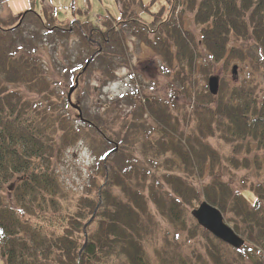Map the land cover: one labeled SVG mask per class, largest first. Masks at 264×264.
Listing matches in <instances>:
<instances>
[{
	"label": "trees",
	"instance_id": "16d2710c",
	"mask_svg": "<svg viewBox=\"0 0 264 264\" xmlns=\"http://www.w3.org/2000/svg\"><path fill=\"white\" fill-rule=\"evenodd\" d=\"M167 2L171 7L167 21L158 22V14L145 23L136 19L139 10H147L143 0H115L118 28L91 24L88 31L103 43L98 45L96 59L107 60L108 48L126 55L123 43L130 35L148 47L158 42L159 48L153 49L164 56L170 68L173 43L182 71L193 73L198 68L195 48L200 45L213 63L226 58L245 63L246 56L253 57L244 46L230 50L236 38L253 41L264 74V0ZM44 13L41 17L28 11L24 20L36 19L60 38L70 33L47 27L51 14ZM187 14L193 15L202 30L199 43L183 26ZM78 24L79 34L87 35L82 28L90 23ZM3 25L0 21V264H264L262 80L224 86L217 97L207 93L210 102L199 101L183 119L174 115L170 103L155 99L139 102L136 111L139 116H150L155 129L144 134H132L131 129L136 141L116 154L119 158L124 153L120 166L98 156V173L105 180L96 184L99 199L88 197L75 206L57 173L58 161L81 136L76 122L62 111L70 109L69 102L53 94L54 84L33 52L9 48L11 34L18 28L5 29ZM151 36L156 38L149 39ZM101 48L104 50L99 53ZM106 74L112 78L115 72L108 68ZM18 86L38 94L40 100L31 102L11 88ZM84 123L111 143L97 122L88 119ZM214 137L228 148L227 167L245 173L243 183H249V189L236 191L231 180H224L223 154L208 142ZM137 144L143 147L145 160L139 159L134 149ZM161 169V176L154 174L153 170ZM9 184L13 193L6 199L2 189ZM246 191L255 195L254 205L244 196ZM203 202L222 212L226 223L245 241L242 250L220 242L198 225L191 212ZM151 205L171 225L173 237L162 234ZM193 240H201V249L188 245Z\"/></svg>",
	"mask_w": 264,
	"mask_h": 264
},
{
	"label": "rangeland",
	"instance_id": "374dc122",
	"mask_svg": "<svg viewBox=\"0 0 264 264\" xmlns=\"http://www.w3.org/2000/svg\"><path fill=\"white\" fill-rule=\"evenodd\" d=\"M143 2L147 10H139L136 19L140 18L145 23H151L154 16L160 14L157 16L158 22L168 20V11L171 7L167 0H143ZM28 11L35 12L41 17H44V11H46L51 14V17L49 15L51 20L46 22L47 27H60L70 33L60 38L59 35L47 31L38 20H24ZM175 16H177L176 20H179V14L176 13ZM102 17L103 19L98 20ZM117 20H119V11L115 0H0V21L4 23L3 27L11 29L18 26V30L11 34L12 43L9 48L18 46L24 49V52H33L34 57L38 59V64L45 71L46 77L54 84L53 94L58 97L67 100L69 91L75 87V81L78 79V85L72 96L73 105L81 109L85 120L97 122L101 131L111 139V143H108L107 137L103 138L95 128L81 122L78 111L71 106L70 109L67 107L62 109L72 118V121L76 122V127L81 133L79 141L65 152L57 164L59 180L73 197L75 206L77 201H80L79 204L85 203V198L88 197L99 199L96 184L100 186L105 180L102 174L98 173L100 169V166L97 167L98 156L105 158L112 153L110 161L114 163V166H120V158L124 156V153L119 158H116L118 156L116 154L122 147H131L136 141L132 134H144L155 129V121L150 116H139L141 113L136 111L139 102L144 100L150 102L155 99L165 104L170 103L174 115L183 119L187 110L193 109L199 101L206 104L210 102L205 97L207 93L210 94L209 81L212 77L219 79L220 88L224 86L233 88L248 83L253 78L262 80L264 84V79L261 77L264 74L260 72L261 64L260 61L257 63L256 59L260 56V52L250 40L238 41L233 38L229 45L230 50L239 46L249 50L253 57L246 56L245 63L240 60H228V58L220 63H213L211 56L200 45L195 48L198 68L193 73L189 70L182 71L175 57L176 50L173 43L171 48L174 58L170 68L164 56L155 50L159 48L158 42H154L155 47L154 45L148 47L140 38L130 35L126 36V41L123 43L126 55L123 56L119 50L108 48L109 60L96 59L98 45L102 42L100 38L89 34L91 24L103 28L106 24L108 27H117ZM78 22L90 23L85 24L86 28H82L86 31L88 40L84 39L85 35L79 34ZM183 26L193 35L196 43L202 40V30L195 23L192 14L186 15ZM155 38L151 36L149 39ZM106 51L107 49L105 53ZM234 67H237L236 75L233 74ZM108 68L115 72L112 78L106 74ZM11 88L18 90L31 102L40 100L38 94L29 93L22 86ZM199 96L201 98L197 99ZM124 127L128 130L125 131ZM131 129L134 133L130 135ZM208 142L223 154L222 159L225 164V158L229 154L227 146L217 137L210 138ZM134 149L139 159L145 160L143 147L137 144ZM126 152L127 150L125 154ZM109 169L111 170V167ZM160 171L162 173L153 170L158 176H161L164 170ZM222 172L224 180H231L236 191L243 192L250 188L249 183L247 185L243 183L245 173L236 172L227 165L223 167ZM195 186L198 191L201 190L198 184ZM10 188L11 184L2 189V196L4 195L6 199L11 198L13 193ZM115 193L118 191L115 190ZM244 196L250 204H255L256 198L251 191L244 192ZM151 211L161 227L162 234L171 233L173 237L175 234L173 228L159 215L155 206L151 205ZM200 242L201 240H193L189 241L188 245L200 248Z\"/></svg>",
	"mask_w": 264,
	"mask_h": 264
},
{
	"label": "water",
	"instance_id": "95a60500",
	"mask_svg": "<svg viewBox=\"0 0 264 264\" xmlns=\"http://www.w3.org/2000/svg\"><path fill=\"white\" fill-rule=\"evenodd\" d=\"M233 74H237V67H234ZM75 84V87H77L78 79L76 80ZM75 87L71 89L68 95L69 102H71V97L74 93V90L76 89ZM209 87L211 94L213 96H217L219 93L218 79H211ZM193 218L203 229L207 230L217 239L222 240L225 244L231 246L232 248L240 250L245 245V242L238 235H236L235 232L225 223L222 213L217 208L211 206L209 203H202L199 209L193 212ZM86 246L87 242L84 249L86 248Z\"/></svg>",
	"mask_w": 264,
	"mask_h": 264
},
{
	"label": "bare ground",
	"instance_id": "6f19581e",
	"mask_svg": "<svg viewBox=\"0 0 264 264\" xmlns=\"http://www.w3.org/2000/svg\"><path fill=\"white\" fill-rule=\"evenodd\" d=\"M107 158V157H106ZM110 157H108V159H109ZM10 189H13V187L12 188H10ZM12 192V191H11ZM202 204V203H201ZM200 204V205H201ZM200 205H199V207H200ZM199 207L197 208V209H199ZM196 209V210H197ZM199 225V224H198ZM215 237V236H214ZM216 238V237H215ZM241 238V237H240ZM217 239V238H216ZM242 239V238H241ZM217 240H219L220 242H222V243H224L222 240H220V239H217ZM243 240V239H242ZM244 241V240H243ZM245 242V241H244ZM225 244V243H224ZM227 245V244H226ZM229 246V245H228ZM231 247V246H230ZM245 247V245L242 247V249ZM232 248V247H231ZM234 249V248H233ZM242 249H240V250H242ZM235 250H237V249H235Z\"/></svg>",
	"mask_w": 264,
	"mask_h": 264
}]
</instances>
